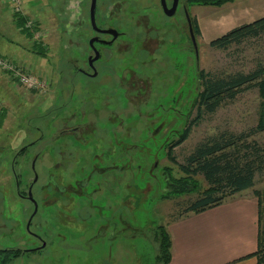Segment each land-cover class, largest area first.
Segmentation results:
<instances>
[{"label":"rangeland","instance_id":"1","mask_svg":"<svg viewBox=\"0 0 264 264\" xmlns=\"http://www.w3.org/2000/svg\"><path fill=\"white\" fill-rule=\"evenodd\" d=\"M129 2L121 19L124 30L146 31L134 23L140 14L145 15L153 30L140 35L145 38L144 49L150 53L131 38L130 46L118 57V61L121 58L143 77L127 85L124 93L120 86L110 82L100 85L73 70L72 58L78 48L86 50L90 35L84 3L21 0L22 15H27L25 10L38 16L35 19L27 15L36 23L33 38H29L15 26L10 3L1 0L0 55L28 68L46 84L42 90H28L17 86L0 70V248L34 244L24 231L32 205L17 194L18 188L25 190L32 180L30 161L14 166L18 187L10 169L12 152L28 143H32L29 156L40 154L35 164L39 180L32 192L38 215L45 218L42 232L36 225H31L30 230L41 233L46 241L44 250L25 253L7 264H158V244L154 239L157 226L166 228L173 215L196 197L201 185H206L198 175L195 178L201 185L197 184L194 191L161 199L165 187L162 167H171L175 176L182 175L178 164L199 141L221 130L238 132L259 122L264 97L257 87H252L226 101L214 113L202 116L184 142L174 147L175 161L167 157V143L176 139L187 121L195 117L192 103L199 89V70L220 74L246 72L264 56V35L227 50L208 46L211 39L232 27L264 15V0H235L222 6H189L180 0L177 12L170 17L163 13L159 0ZM240 4L246 8L240 9ZM184 8L196 18L200 30L195 37L197 60ZM80 19L85 25H80ZM97 21L104 23L99 21V12ZM34 43L45 47L44 54L35 52ZM109 62L116 63V58ZM145 78L149 87L141 80ZM139 86L147 89L139 91ZM122 93L124 96L120 97ZM76 124L84 128V139L59 133ZM251 139L264 146V128ZM64 143L76 151L71 156L89 153L83 159L88 162L79 160L85 166L83 170L78 167L79 162L77 167L68 163L70 172L76 170L73 180L84 174L89 176V197L71 198L64 193L62 200L59 196L56 199L54 150L56 153ZM66 154L69 153L63 151ZM118 157L125 161L120 178L117 164L115 168L106 165L107 160ZM59 174L67 177V172ZM70 180L67 177L63 182L65 191ZM42 185L46 188L41 189ZM254 190L261 195L264 221V173L256 175L253 187L239 196L255 197ZM57 209L62 211L60 216Z\"/></svg>","mask_w":264,"mask_h":264},{"label":"trees","instance_id":"2","mask_svg":"<svg viewBox=\"0 0 264 264\" xmlns=\"http://www.w3.org/2000/svg\"><path fill=\"white\" fill-rule=\"evenodd\" d=\"M235 0H184L186 5L222 6ZM15 26L25 36L33 38V30L25 26L28 16L12 13ZM195 37L200 30L194 16H189ZM264 35V15L241 23L227 30L222 35L211 39L208 46L217 50H227L233 45L244 41L258 39ZM190 39V37H189ZM191 43V40H190ZM192 45V44H191ZM35 52L44 54L45 47L34 43ZM199 89L192 103L196 110L194 118L187 121L179 131L176 139L167 143L166 154L169 160L175 161L174 147L180 145L188 137L193 124L204 115L214 113L226 101L233 100L238 94L252 87H257L264 97V56L257 60L250 70L231 73H213L199 70ZM2 115L0 116V127ZM264 128V103L260 105V119L255 127L238 132L221 130L199 141L184 157L183 163L178 164L182 175L175 176L171 167H162L165 187L161 199H169L196 189L200 183L195 176L200 175L204 187L199 188L195 198L188 200L171 221L177 220L189 212L199 213L223 203L236 193L253 187L256 175L264 173V146L251 137ZM257 199V249L247 255L255 256L256 264H264V221L261 195L258 190L253 191ZM158 244L156 261L158 264H168L171 258V239L167 229L158 225L154 234ZM0 248V264H7L21 255L20 250Z\"/></svg>","mask_w":264,"mask_h":264},{"label":"flooded vegetation","instance_id":"3","mask_svg":"<svg viewBox=\"0 0 264 264\" xmlns=\"http://www.w3.org/2000/svg\"><path fill=\"white\" fill-rule=\"evenodd\" d=\"M130 0H95V14H94V19H95V24H96V29L91 25V20H90V5L92 0H79V3H84L87 6V18H88V23L87 26L89 27L90 35L87 37V48L86 50L84 49H77V54L72 58V67L75 73H80L86 78H91L92 80L97 81L100 85L104 86V83H113L116 86H120L119 88H122L124 93L127 88V85H133V82L135 79H140L143 78L141 74H137L135 70L123 62V60L120 58V61H118V57L122 55V52L126 50L131 43V38H134L136 41V45L138 44L141 48L144 49V36L141 39L140 35H147L150 33L151 30H153V26L148 25L147 20L145 19L144 14L138 13L139 17L135 19V25L138 24L140 28L145 29L146 31L141 32H126L124 30V27L121 23V19L125 16V11L129 7V2ZM168 6L171 5V2L168 3L166 0ZM180 5V0L178 3V7ZM177 7V9H178ZM97 12H99V21H103V24L98 23L97 21ZM128 12H135L137 14V11L134 9H128ZM177 12V10H176ZM175 12V13H176ZM175 15V14H174ZM97 21V22H96ZM78 22V21H76ZM102 23V22H101ZM80 25H85L84 22L81 21L80 19ZM188 26V25H187ZM101 30H106V29H114L116 32L114 33H105L101 32ZM148 31V32H147ZM131 34V36H130ZM189 34V31H188ZM80 36V35H79ZM127 37V38H126ZM190 37V34H189ZM90 39H94L92 42V45L89 43ZM78 40V39H77ZM191 40V39H190ZM79 41V40H78ZM192 44V43H191ZM193 47V45H192ZM148 53H150L149 50L144 49ZM194 51V48H193ZM78 52L80 54H78ZM96 52L98 53L97 58H94L96 55ZM153 52H151L152 54ZM116 58V63L110 64L109 61L112 60V58ZM81 60V65L79 64V61ZM143 81V84L145 87H149V81L145 79H141ZM132 82V83H129ZM148 85H147V83ZM145 87H138L137 90L145 91ZM145 95V94H144ZM120 97L124 96V94H119ZM83 128L82 125H74L70 126V128H64L60 129L59 133L61 135H69L73 139L78 140V138H83L82 133H83ZM78 131L81 136L77 137ZM84 139V138H83ZM67 140V139H66ZM32 145V143H28L25 145H22L18 147L15 151L12 152V157L10 159V169L11 173L13 175V178L16 181L17 187L19 186V177H17V174L15 173V165L20 167L22 166L23 162L28 163L30 161V169L32 170V180L28 182L26 189H17V194L18 196L23 200L28 203H31L32 208L30 211V214L28 215L26 221H25V226H24V231L27 233V236L32 238L33 240V245H26L23 248L20 246H9L5 245L2 248L3 249H10L13 255L14 250H20L21 255L25 253H36L39 251L44 250L46 247V241L43 238V235L41 233H38L36 231H31L30 227L31 225H36L38 229L42 232L45 227V218L42 215H38V206H37V201H36V196L34 192H32V189L34 185L38 182L39 177L38 174L35 172V164L38 159H40V154L39 152H36L32 156L28 154V148ZM59 150H54V155H55V160L53 163V166L56 169V183L57 186H55V193H56V199L58 196L63 199V196L66 193L67 196L70 195L71 198H76L79 195L82 197H86L90 195L89 188L87 186L89 185L90 178L88 175H82L79 176L76 180H73V176L75 174V171L70 172L69 171V164L72 163L74 164L73 166H78L80 170L84 169V165L81 164L79 160L84 159V157L87 159L86 156H89V153H80V156H75V160L73 161V157L71 156L70 153H76V151L72 150L67 143L63 144V147L58 148ZM63 151H67L69 154L67 156L63 155ZM85 151V149H84ZM86 154V156H84ZM108 155V154H107ZM106 165L111 168H115L117 164V171L119 172L118 177L120 178L123 174V170L125 169V161L123 160L122 157H118V159L114 158L111 160H107ZM64 162V163H63ZM79 162L80 164H78ZM83 162H88V161H83ZM69 163V164H68ZM45 163L43 162V165ZM78 164V165H77ZM76 169V168H75ZM59 171H63L66 175L67 172V177H70V184L68 185L69 188H71L68 191H65V184L63 182L66 180L65 177H61L59 174ZM36 175V179L34 180ZM118 178V179H119ZM31 186V197L28 195V188ZM48 186V185H47ZM46 185H42L41 189H45ZM91 190L93 191L92 186H90ZM40 189V190H41ZM43 199V198H42ZM45 202V201H44ZM57 216H60L62 214L61 209L56 210ZM45 233V232H44ZM20 255V256H21ZM18 256L17 258H19ZM16 259V258H14ZM13 259V260H14Z\"/></svg>","mask_w":264,"mask_h":264},{"label":"crops","instance_id":"4","mask_svg":"<svg viewBox=\"0 0 264 264\" xmlns=\"http://www.w3.org/2000/svg\"><path fill=\"white\" fill-rule=\"evenodd\" d=\"M239 7L244 10L246 5ZM241 192L220 205L170 221L168 264H256V257L247 255L257 249V199L239 196Z\"/></svg>","mask_w":264,"mask_h":264},{"label":"built area","instance_id":"5","mask_svg":"<svg viewBox=\"0 0 264 264\" xmlns=\"http://www.w3.org/2000/svg\"><path fill=\"white\" fill-rule=\"evenodd\" d=\"M7 1L10 3L11 13L23 14L21 0ZM33 24V21L27 20L25 26L33 30ZM32 33L34 35V31ZM0 70L4 71L8 76H10L11 80L14 81L17 86H22L28 90H42L45 88V80L42 77L36 76L30 72L28 68L20 66L1 55Z\"/></svg>","mask_w":264,"mask_h":264},{"label":"water","instance_id":"6","mask_svg":"<svg viewBox=\"0 0 264 264\" xmlns=\"http://www.w3.org/2000/svg\"><path fill=\"white\" fill-rule=\"evenodd\" d=\"M160 2V6L162 8V11L163 13L166 15V16H173L177 10V7H178V3H179V0H171V5L168 6L166 0H159ZM184 13H185V18H186V21H187V25H188V31H189V34H190V39H191V43L193 45V48H194V52H195V57H196V60L198 59V48H197V43H196V38L194 36V33H193V30H192V24H191V20H190V17H189V14L187 13V10L186 8H184ZM94 14H95V0H92L91 2V5H90V20H91V25L96 29V24H95V19H94ZM101 32H105V33H114L116 32V30L114 29H106V30H101L99 29ZM94 39H90L89 43L92 45V42H93ZM97 55L98 53L96 52V55L94 58H97ZM36 179V175H35V178L34 180ZM28 195L31 197V186H29L28 188Z\"/></svg>","mask_w":264,"mask_h":264}]
</instances>
